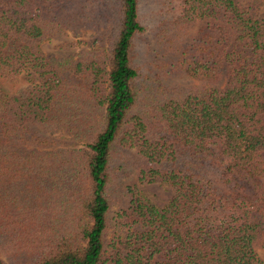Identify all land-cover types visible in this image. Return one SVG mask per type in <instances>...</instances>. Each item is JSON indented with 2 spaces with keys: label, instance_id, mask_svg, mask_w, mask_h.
<instances>
[{
  "label": "trees",
  "instance_id": "trees-1",
  "mask_svg": "<svg viewBox=\"0 0 264 264\" xmlns=\"http://www.w3.org/2000/svg\"><path fill=\"white\" fill-rule=\"evenodd\" d=\"M143 3L0 0V264H264V0Z\"/></svg>",
  "mask_w": 264,
  "mask_h": 264
},
{
  "label": "rangeland",
  "instance_id": "rangeland-1",
  "mask_svg": "<svg viewBox=\"0 0 264 264\" xmlns=\"http://www.w3.org/2000/svg\"><path fill=\"white\" fill-rule=\"evenodd\" d=\"M161 2L162 0H144L143 12L148 14V18L145 19V23L149 24V28L146 29V32L141 36L138 43L137 49L139 50L141 61H147L151 55L150 51H146V45L154 47L152 27L156 22L155 18H158L161 14H163L159 10ZM89 36V31L82 32L78 38L74 37L71 32H68L66 35H56L50 39L42 41L40 47L44 53L53 54L55 56L74 54L80 48L84 47V44L79 45L76 43L77 39L87 40ZM68 43L70 45L66 46ZM167 80L170 84L180 85H187L191 82L187 77H181L178 75L171 76ZM52 135L56 141L54 146L79 147L84 145V141L76 140L63 132H55ZM123 185H133L137 187L157 207H162L170 199L173 192L168 184L159 182H139L135 175H131L123 179ZM256 253L260 261L264 263V240H262L260 245L256 248Z\"/></svg>",
  "mask_w": 264,
  "mask_h": 264
}]
</instances>
